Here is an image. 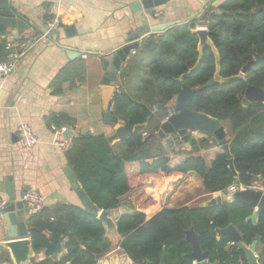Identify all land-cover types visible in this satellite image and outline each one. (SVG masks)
Listing matches in <instances>:
<instances>
[{"label": "trees", "instance_id": "16d2710c", "mask_svg": "<svg viewBox=\"0 0 264 264\" xmlns=\"http://www.w3.org/2000/svg\"><path fill=\"white\" fill-rule=\"evenodd\" d=\"M263 7L264 0H225L217 7L221 13L201 23L218 56V70L210 48L203 50L198 67L192 70L199 58L198 38L192 33L198 24L196 19L142 41L135 56L120 71L122 83L112 100L111 115L114 124H146L144 132L137 134L121 127L112 138L78 134L65 153L66 164L92 205L103 211L120 207L130 210L115 220L118 239L114 243L104 225L82 206L65 202L41 206L32 209L27 218L34 251L32 264H106V256L115 247L128 264H159L162 253L165 264H194L187 257L191 246L185 233L189 230L194 231L201 251L207 254V264H247L242 253L231 254V236H218L216 232L229 225H233L245 246L257 242L258 262L264 264V212L253 225L246 219L254 209L230 203L225 194L231 185L251 187L261 183L264 188V104L242 106L248 86L264 90V59L245 75L240 73L247 64L264 56V9L254 12ZM233 12L236 14L231 16ZM250 12L253 13L240 15ZM6 31L0 24V62L5 59ZM145 60L148 62L142 67L137 95L130 96L124 91L130 67ZM217 72L219 82L214 81ZM84 77L85 65L77 61L63 67L50 87L59 95L64 83L81 82ZM183 86L193 92L190 111L224 122L236 177L229 170L226 152L216 153L210 165L201 156L214 147L207 134L200 139L188 136L190 149L177 154L181 161L174 166L162 147L151 152L152 144L160 141L155 132L168 117ZM152 106L157 107V112H152ZM72 121L64 114L45 117L47 127H72ZM143 133L147 137L143 138ZM115 139L118 142L113 144ZM178 142L183 144L179 139ZM128 163L138 165L137 174L126 173ZM188 173L201 179L205 194H219L226 203L159 209L155 191L159 192L165 180L178 183ZM0 261L12 264L8 253L0 256Z\"/></svg>", "mask_w": 264, "mask_h": 264}, {"label": "crops", "instance_id": "0c3cea01", "mask_svg": "<svg viewBox=\"0 0 264 264\" xmlns=\"http://www.w3.org/2000/svg\"><path fill=\"white\" fill-rule=\"evenodd\" d=\"M7 1L10 2L13 14L29 26L7 28V36L31 38L43 32L53 17L57 16L60 22L56 31L59 40H56L55 33L48 39L41 40L8 76L0 78V201L6 199L4 184L11 178L17 199L21 192L35 191L42 196V206L46 207L57 202L77 206L81 204L63 172L68 166L65 153L52 146L54 135L50 130L51 126L47 127L45 117L64 114L72 119V127L66 126L64 136L74 137L85 131L89 135L115 137L117 130L106 125L103 118L99 86L105 71L101 61L123 46L127 33L133 30L131 21L135 20L137 27L176 21H179V25L185 24L192 19L197 20L203 8L214 4L217 8L225 0H170L165 5L150 10L147 15L143 12L131 14L126 11L130 4L138 0ZM156 13L159 15L155 16ZM197 23V27L201 26L200 22ZM141 44L142 42L140 47ZM69 50L78 55H70ZM134 56L135 54H129L121 69ZM77 61H82L85 65L84 81L64 83L60 94H55L50 87L53 78L63 67ZM147 62L145 60L131 65L130 77L125 83L128 88L124 89L128 95H137L135 91L143 75L142 67ZM120 71L113 78L115 86L122 83ZM21 123L28 124L37 138L38 143L33 148L22 149L17 143L16 132ZM188 136L192 139L204 137L200 133ZM178 139L176 135L166 136L159 142H154L150 150L155 153L158 147H162L170 155L171 165L174 166L181 161L177 154L190 149L189 146L187 148L184 144H179ZM117 142L115 139L113 144ZM215 149L218 151L220 148L212 147L201 156L206 160V156ZM125 171L127 174H137L138 165L128 163ZM174 181L165 180L159 192L155 191L159 209L201 207L216 196L203 192L202 181L195 173H188L178 183ZM255 185L258 186L256 188H261V183ZM28 215L24 217L26 225ZM0 233L1 242L8 239L6 228L2 224ZM107 234L116 243V233ZM258 252L259 248L255 252L257 257ZM7 253L6 249L0 247V256L5 257ZM105 262L128 264L116 247L106 256Z\"/></svg>", "mask_w": 264, "mask_h": 264}, {"label": "water", "instance_id": "95a60500", "mask_svg": "<svg viewBox=\"0 0 264 264\" xmlns=\"http://www.w3.org/2000/svg\"><path fill=\"white\" fill-rule=\"evenodd\" d=\"M169 1L170 0H138L130 4L126 11L130 12L131 14L143 12V14L147 15L150 10L159 8ZM9 4L10 2L7 0H0V24L5 26L6 28H28L29 26L21 18H17L13 14V12L10 10ZM263 9L264 7L256 8L254 12L257 13ZM219 13L221 12L217 8H215V4L211 5L200 10L197 21L200 23L206 22V20ZM252 13L253 12L240 15H251ZM235 14V12L230 13L231 16ZM131 25L133 30L127 33L123 46L112 52L111 56H109L111 59L107 57L106 59H103L101 61L103 70L105 72L101 80L99 90L101 92L103 101L104 123L113 127L115 130L123 127L130 132L139 134L144 130L146 124L130 127L127 125L122 126L121 124H114L112 121V115L110 112H108V107L116 94V88L113 83V78L116 74L119 73L121 64L125 62L126 57L130 54V52L139 49L140 42L148 39L151 36H159L164 34L168 29L172 28L173 26L179 25V21L170 22L169 24H157L153 26L144 25L137 27L135 20H132ZM67 33L68 32L66 31V34ZM192 33H194L198 38L197 51L199 54L198 61L192 70L198 67L202 59L203 50L205 48H210L212 50L216 59V68L218 70V56L210 40L209 32L206 27H196L192 31ZM55 34L56 40H59L58 33L55 32ZM69 52L70 55H78L72 50H69ZM263 59L264 56L260 58L258 57L254 61L247 64L242 68L240 72L241 75H245L247 70L252 65ZM214 81H220L218 72L215 74ZM214 81L209 82V85ZM192 95L193 92L191 89L185 86L182 87V90L176 96L174 104L172 105V114L167 117V119L161 124L156 133L157 137L159 139H163L166 136L176 135L185 145V147L188 148V134L200 133L209 135L210 143L214 147L220 148L223 152H226L228 157L229 170L233 174V176L236 177L237 174L234 170L230 154L228 153V144L224 122L203 113L190 111L188 109V106L191 102ZM252 103L264 104V90L252 86H248L246 88L242 99V106L247 107ZM81 135H86V132L82 131ZM63 172L83 209H85L89 215L96 216V218L104 225L107 232L116 233V218L130 212V210H128L126 207H120L116 211L98 210L95 205H92L83 189L77 183L71 167L66 166ZM4 192L6 195V199L3 201V204L0 207V224L5 226L6 237L8 239L0 242V247L7 250L12 264H32L34 251L30 245V239L28 237V227L24 219V217L29 214L30 210L26 208L22 202V197L25 193L21 192L19 195V199L16 198V195L14 193L13 181L11 178L8 179L7 184H4ZM229 202L239 203L252 207L254 209L253 213L246 219V221L251 222L253 225H255L258 216L264 212V190L260 188H247L239 190L229 197ZM224 203H226V200L223 199L221 195L217 194L201 207H215ZM216 232L218 236L221 234H228L231 236L232 242L234 244L230 250L232 255L240 252L244 256L247 264H259L258 257L255 255L257 246L256 241H254L249 247L245 246L241 242V237L235 230L233 225H229L223 230L217 229ZM185 240L191 246V253L187 255V257L191 259L194 264H207V254L201 251L197 241V236L193 230H189L185 233ZM159 264H165V253H162Z\"/></svg>", "mask_w": 264, "mask_h": 264}, {"label": "built area", "instance_id": "2783aa9c", "mask_svg": "<svg viewBox=\"0 0 264 264\" xmlns=\"http://www.w3.org/2000/svg\"><path fill=\"white\" fill-rule=\"evenodd\" d=\"M159 13H156L155 16H158ZM60 22L57 16L53 17L48 23L45 30L39 34L32 36L31 38H20L17 36H6L4 38V52L5 59L0 62V78H5L8 76L15 68V66L39 43L41 40L48 39L53 33H55L59 28ZM135 52L131 51L130 55H134ZM125 65V62L121 64V67ZM116 93H119L120 86L116 85ZM114 104L111 101L108 107V112H112ZM152 112H157V107H152ZM172 112H168V117ZM167 119V118H166ZM165 119V120H166ZM67 127L57 128L51 125L50 130L53 132L52 146L57 148L63 153H66L72 146V136H64L65 129ZM17 143L22 149L33 148L37 143V138L32 130V128L26 124L21 123L17 127ZM157 132H155L156 135ZM143 138L147 137L144 133ZM258 186L251 187H236L231 185L226 189L225 194L230 197L233 193L247 189V188H256ZM260 189H263L262 187ZM22 202L26 208L30 211L35 208H39L43 205L42 196L35 191H27L22 197ZM3 201H0V207L2 206ZM0 242H1V233H0ZM0 264H10L6 261H0Z\"/></svg>", "mask_w": 264, "mask_h": 264}, {"label": "rangeland", "instance_id": "374dc122", "mask_svg": "<svg viewBox=\"0 0 264 264\" xmlns=\"http://www.w3.org/2000/svg\"><path fill=\"white\" fill-rule=\"evenodd\" d=\"M201 138H204V137H201ZM199 139H200V138H199ZM226 139H227V138H226ZM215 148H217V147H215ZM219 150H221V149H219ZM219 150H218V151H216V149H215V150H212V151L209 153V155L206 156L207 164L210 165V162L213 160L215 154L220 152ZM255 186H257V185H255Z\"/></svg>", "mask_w": 264, "mask_h": 264}, {"label": "flooded vegetation", "instance_id": "af4514ba", "mask_svg": "<svg viewBox=\"0 0 264 264\" xmlns=\"http://www.w3.org/2000/svg\"><path fill=\"white\" fill-rule=\"evenodd\" d=\"M263 190H264V188H263ZM233 245H234L233 242H231V243L228 245V246L230 247V250H231V248L233 247ZM247 247H249V246H247ZM257 248H259V247H258V244H257V246H256V250H257ZM239 253H240V252H239ZM258 263H259V262H258Z\"/></svg>", "mask_w": 264, "mask_h": 264}]
</instances>
